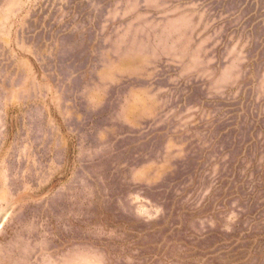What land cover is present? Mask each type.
Returning a JSON list of instances; mask_svg holds the SVG:
<instances>
[{"label": "rangeland", "instance_id": "obj_1", "mask_svg": "<svg viewBox=\"0 0 264 264\" xmlns=\"http://www.w3.org/2000/svg\"><path fill=\"white\" fill-rule=\"evenodd\" d=\"M0 264H264V0H0Z\"/></svg>", "mask_w": 264, "mask_h": 264}]
</instances>
